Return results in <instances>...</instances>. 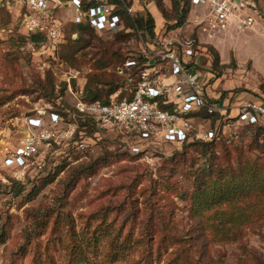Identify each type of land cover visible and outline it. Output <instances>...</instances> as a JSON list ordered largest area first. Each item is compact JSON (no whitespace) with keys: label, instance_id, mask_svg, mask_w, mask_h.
<instances>
[{"label":"rangeland","instance_id":"obj_1","mask_svg":"<svg viewBox=\"0 0 264 264\" xmlns=\"http://www.w3.org/2000/svg\"><path fill=\"white\" fill-rule=\"evenodd\" d=\"M162 1L170 14L173 1ZM132 2L134 12H145L147 4L156 15L155 36L125 23L121 31L101 32L98 37L111 50L143 54L156 35L175 29L169 26L176 21L164 18L157 0ZM255 2L259 15L254 28L213 42L203 39L199 48L197 69L216 99L238 93L264 102V1ZM191 10L190 6L184 34L194 25ZM72 13L68 7L62 14L66 40L53 53L27 34L17 0H0V139L21 136L14 124L38 109L57 110L75 123L72 137L48 154L42 173L22 176L0 169V264H35L36 256L40 264H68L65 214L74 219L81 264H134L145 248L152 249L153 264H264V217L237 230L234 239L218 240L191 214L187 194L195 170L212 159L214 151L223 155L219 145L163 142L135 154L132 137L75 114L73 94L85 90L89 74L97 71L91 62L100 52L85 54L93 49L90 46L74 53L70 49L80 34L71 22ZM117 65L114 60L99 70L108 78H123L127 74H117ZM69 71L78 77L70 79ZM256 132V127L240 126L227 135V144L249 157L260 155L257 145L264 143V129L260 136ZM101 208L110 210L107 224L87 225L86 216ZM57 214L60 222L55 223ZM164 236L168 239L158 253ZM174 236L184 239L170 240ZM177 254L180 257L171 262ZM111 255L121 258L111 260Z\"/></svg>","mask_w":264,"mask_h":264},{"label":"built area","instance_id":"obj_2","mask_svg":"<svg viewBox=\"0 0 264 264\" xmlns=\"http://www.w3.org/2000/svg\"><path fill=\"white\" fill-rule=\"evenodd\" d=\"M17 2L27 34L40 35L42 45L53 53L64 41L62 14L68 7L73 9L72 23H88L99 32L116 30L123 22V12L132 15L135 10L127 0ZM190 6L196 11L189 34L183 33L184 22L165 29L147 44L145 53L130 56L117 67L132 82L127 87L131 96L119 99L117 90L106 102L90 101L81 89L73 94L75 114L99 128L132 137L134 153L163 142L208 141L218 133L228 138L240 126L264 124L263 101L238 93L216 99L196 65L203 39L209 42L255 27L259 15L255 0H190ZM69 75L70 79L78 77L72 71ZM74 124L57 110L38 109L23 115L14 124L21 136L0 139V169L22 176L42 173L48 154L72 137Z\"/></svg>","mask_w":264,"mask_h":264},{"label":"trees","instance_id":"obj_3","mask_svg":"<svg viewBox=\"0 0 264 264\" xmlns=\"http://www.w3.org/2000/svg\"><path fill=\"white\" fill-rule=\"evenodd\" d=\"M132 4V0H127ZM172 11L169 14L164 7L162 0H157V6L166 20L173 19L175 25L169 27L181 25L189 11L190 0H172ZM145 12H134L132 15L127 12H123V22L121 25L112 32L121 31L125 27V23L135 28L147 29L152 36H155V18L153 14L147 9V4L144 6ZM74 27L78 30L79 37L70 45L73 53L76 50L90 46L93 49L87 51L93 55L99 56L91 62L94 69L97 71L90 73L87 78V83L84 90V98L86 100L94 101L100 100L106 102L109 96L119 90V99L124 96H131L128 88L131 83L127 82V75L123 78L113 77L108 78V73L103 70H99L107 66L109 63L118 61V65L122 66L124 61L130 57L136 55V53H120L110 49V45L102 41L97 31L88 23H73ZM32 38L35 41H40L42 37L40 35H33ZM65 36L64 41L65 42ZM62 43V44H63ZM71 51V50H70ZM111 51V52H110ZM116 57V59H115ZM217 58V57H216ZM116 67V68H117ZM117 74H126L118 72ZM134 76V75H133ZM44 87V86H43ZM11 95L1 102L10 99ZM248 127H256V136L261 135V131L264 129V124H254ZM204 146L219 145L223 153L222 156L218 155L215 151L212 153L213 157L210 160H206L205 165L199 166L195 170V178L193 181L192 190L187 197L189 198L190 211L193 217L197 218L208 228L212 229L213 237H217L218 240L222 239H234L236 231L245 225L258 223L264 217V143L257 145V149L260 155L255 157L247 156L245 150L241 148L230 149V145L227 144V138H224L221 133H218L216 137L211 140L203 141ZM193 142V141H190ZM257 142L252 141V145ZM206 154V150H204ZM138 154V153H135ZM186 196L185 194L183 195ZM110 210L101 208L86 216L87 225L96 223L97 226H103L107 224ZM57 214L55 223L60 222ZM63 220L68 225V264H81L82 250L80 244L77 242L78 237L74 226V219L71 215L65 214ZM216 220L219 223H216ZM46 226V222L44 223ZM41 227V224H37V228ZM42 235L43 231H39ZM117 236V234H116ZM155 235L151 238L154 239ZM181 238V239H180ZM113 239L117 240L116 237ZM149 236L147 235V240ZM166 236L162 237L158 244V253L162 246V243L167 240ZM182 237H170V240H182ZM127 240V237L125 238ZM140 240V239H137ZM119 244V242L117 241ZM145 253V254H144ZM143 258L134 262V264H153L152 249L149 251L145 248ZM180 257L177 254L171 262H174ZM111 260L121 258V255L110 256ZM35 264H40L37 261V256L34 259Z\"/></svg>","mask_w":264,"mask_h":264},{"label":"crops","instance_id":"obj_4","mask_svg":"<svg viewBox=\"0 0 264 264\" xmlns=\"http://www.w3.org/2000/svg\"><path fill=\"white\" fill-rule=\"evenodd\" d=\"M262 1H264V0H262ZM192 12L194 11V13H195V11H196V8L195 7H192V10H191ZM155 18H157L156 17V15H155ZM191 17H188L187 18V20H189ZM157 20V19H156ZM226 34H231V33H225V34H223V35H226ZM222 36V35H221ZM220 36V37H221ZM220 37H218V38H220ZM218 38H216V39H218ZM216 39H214V40H211V41H209V42H213V41H215Z\"/></svg>","mask_w":264,"mask_h":264}]
</instances>
